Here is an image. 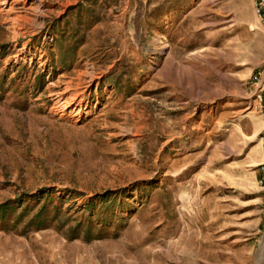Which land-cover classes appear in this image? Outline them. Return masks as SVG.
I'll return each mask as SVG.
<instances>
[{
  "label": "rangeland",
  "instance_id": "rangeland-1",
  "mask_svg": "<svg viewBox=\"0 0 264 264\" xmlns=\"http://www.w3.org/2000/svg\"><path fill=\"white\" fill-rule=\"evenodd\" d=\"M256 0H0V264H264Z\"/></svg>",
  "mask_w": 264,
  "mask_h": 264
},
{
  "label": "built area",
  "instance_id": "built-area-1",
  "mask_svg": "<svg viewBox=\"0 0 264 264\" xmlns=\"http://www.w3.org/2000/svg\"><path fill=\"white\" fill-rule=\"evenodd\" d=\"M254 10L260 23L264 26V0H256ZM249 81L253 89V94L258 102V108L264 109V65L253 73Z\"/></svg>",
  "mask_w": 264,
  "mask_h": 264
}]
</instances>
